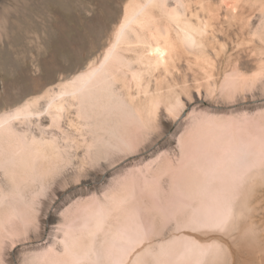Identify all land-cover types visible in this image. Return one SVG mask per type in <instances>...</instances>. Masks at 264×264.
Returning <instances> with one entry per match:
<instances>
[{
	"label": "rangeland",
	"instance_id": "374dc122",
	"mask_svg": "<svg viewBox=\"0 0 264 264\" xmlns=\"http://www.w3.org/2000/svg\"><path fill=\"white\" fill-rule=\"evenodd\" d=\"M126 1L0 0V113L101 56ZM247 1L242 19L222 11L214 20L212 77L181 61L159 99L145 77L152 87L141 97L157 107L129 145L86 154L54 130L71 136L67 154L45 189L19 202L30 215L0 225V264H264V0ZM234 70L248 80L236 86ZM227 203L238 210L230 224L190 223L207 204Z\"/></svg>",
	"mask_w": 264,
	"mask_h": 264
},
{
	"label": "bare ground",
	"instance_id": "6f19581e",
	"mask_svg": "<svg viewBox=\"0 0 264 264\" xmlns=\"http://www.w3.org/2000/svg\"><path fill=\"white\" fill-rule=\"evenodd\" d=\"M214 1L127 0L123 16L101 56L93 59L85 70L0 113V185L7 186L0 187V225L13 216L30 215L19 202L26 198L28 189L32 194L41 193L45 189L46 176L64 160L71 136L57 138L54 130L72 133L74 139L70 147L81 145L86 154H100V147L129 145L132 128L147 122L152 108L157 107L162 80L167 76L175 77L181 61L189 66L195 61L209 76L214 75L205 66L214 64L207 51L216 31L214 20L222 17V11L236 19L241 16L239 14L243 15L240 12L242 0ZM257 1L247 3L253 6ZM259 8L264 15V3ZM146 76L156 81L152 90L157 93L156 99L150 96L148 104L141 97L151 92L150 82L144 81ZM230 76L235 78L236 86L248 80L238 70ZM134 88L138 90L133 92ZM44 118L49 120L48 124L43 122ZM191 187L184 188L187 195L196 191ZM207 205L209 207L205 206L204 212L196 214L190 223L224 227L238 213L232 203L217 208ZM100 207L103 212L104 207ZM121 234L129 237L126 230ZM113 240L114 244L122 246ZM92 246L91 260L99 263L98 246L95 243ZM196 250L208 252L201 248Z\"/></svg>",
	"mask_w": 264,
	"mask_h": 264
}]
</instances>
